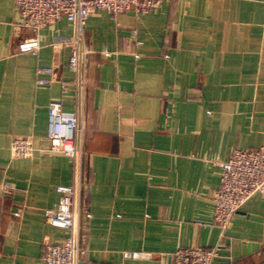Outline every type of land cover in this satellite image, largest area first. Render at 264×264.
<instances>
[{"label":"crops","instance_id":"obj_1","mask_svg":"<svg viewBox=\"0 0 264 264\" xmlns=\"http://www.w3.org/2000/svg\"><path fill=\"white\" fill-rule=\"evenodd\" d=\"M74 32L66 18L30 29L15 0H0V183L15 188L0 195V264H44L45 245L67 236L44 211L57 207V185L78 180L77 264H172L188 246L218 248L213 264H264L262 194L225 230L213 222L219 162L264 148V0L96 11L82 80L68 66ZM38 67L53 68L48 87ZM52 100L78 117V161L47 151ZM16 136L33 139V157L11 158ZM132 250L156 257H123Z\"/></svg>","mask_w":264,"mask_h":264},{"label":"built area","instance_id":"obj_2","mask_svg":"<svg viewBox=\"0 0 264 264\" xmlns=\"http://www.w3.org/2000/svg\"><path fill=\"white\" fill-rule=\"evenodd\" d=\"M163 0H15V6L24 25L37 30L53 25L66 18L74 26V37L65 44L73 48L69 68L79 73L82 80L86 67L88 51L83 45V27L94 12L103 10L116 17L123 11L137 14L156 11ZM135 34L136 31H133ZM54 70L51 67L36 69V84L48 87ZM45 75H50L49 78ZM66 87L63 86V92ZM48 128L46 138L48 152L61 153L78 161L82 152L80 147L81 130L75 113L63 109L60 100H52L47 106ZM12 159H28L38 151L30 137L16 136L10 143ZM221 170L220 185L213 197V222L222 230L231 224L236 212L255 194L264 196V148L253 150L235 149L230 157L219 162ZM81 185H57L58 205L45 209V222L67 232L66 238L59 243H47L43 252L44 264H77L82 249L79 245V213L75 210L80 202ZM15 188L8 181L0 183V195H12ZM126 259L151 260L156 254L146 250L123 251ZM218 248L202 246L178 247L171 254L172 264H213L218 256ZM163 259L165 254H158Z\"/></svg>","mask_w":264,"mask_h":264}]
</instances>
